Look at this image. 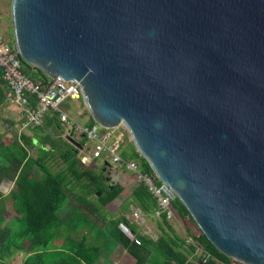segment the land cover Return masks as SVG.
<instances>
[{
    "label": "water",
    "instance_id": "water-1",
    "mask_svg": "<svg viewBox=\"0 0 264 264\" xmlns=\"http://www.w3.org/2000/svg\"><path fill=\"white\" fill-rule=\"evenodd\" d=\"M11 18L24 63L78 82L220 252L264 264V0H11Z\"/></svg>",
    "mask_w": 264,
    "mask_h": 264
},
{
    "label": "trees",
    "instance_id": "trees-1",
    "mask_svg": "<svg viewBox=\"0 0 264 264\" xmlns=\"http://www.w3.org/2000/svg\"><path fill=\"white\" fill-rule=\"evenodd\" d=\"M21 71L32 80L41 84H45L49 79L41 69L24 62H22ZM0 81H2L4 91H6L7 87L2 79L1 70ZM5 95L7 98L6 92ZM0 96L3 98V90L1 88ZM30 103L31 105L35 103L32 97L30 98ZM84 111L88 113L86 108H84ZM88 116L89 120L86 123L91 124L93 119L90 115ZM50 122L53 125L60 126L56 113H53ZM85 140V137L80 139L81 146ZM63 144L64 150L60 155L61 160L65 164L63 169L53 171L47 166L45 161L32 160L27 157L25 152L16 160L13 168L14 172L17 173L14 210L19 214L20 224L18 232L20 247L17 248L26 252L21 264H101L99 262L101 245L98 239L90 241L87 238L69 240L65 238L58 244H54V241L63 237L67 230L70 233H77L79 230L86 228L90 215L97 217L94 210L88 205L91 202L85 197L78 201L79 204L83 205L87 213L86 215L78 210L87 218V221L83 224H77L72 219L73 213L78 209L77 207L67 210L63 218L61 212L64 209V204L71 196L69 194L77 187L79 188V185L85 180L88 181V186L92 193L97 194V191L100 192L96 199L102 206H106L114 200L119 194L120 188L116 184L110 188L103 172L98 173L92 169L83 168V164L80 163L77 155L79 146L67 140H63ZM132 157L139 159L142 173H152L149 164L136 149L133 150ZM33 166L41 170V177L34 178L30 175ZM119 166L123 169L125 168L123 163H120ZM68 175L77 180L76 185L71 184L70 186L68 184L71 183L65 180ZM130 205L138 207L141 212L148 215L153 214L157 208L155 198L143 181H138L132 190L129 207ZM172 206L180 218L185 215L191 218L187 209L177 197L172 201ZM191 220L194 222L192 218ZM121 221L130 226L139 243L131 240L119 229L118 223ZM156 225L160 232L156 239L144 233H136L134 224L128 222L127 210L122 209L111 226L114 245H121L129 252L134 258L133 264H196L197 261H202L203 264H244L220 252L199 228L198 234L188 230L186 235H178L169 224L165 212L159 215ZM3 237V232H0L1 241ZM3 247H0V252H2ZM51 248H60L59 250L64 255L59 259L47 261L44 252L52 250ZM108 252H111V250H108ZM0 264H8L3 256L0 257Z\"/></svg>",
    "mask_w": 264,
    "mask_h": 264
},
{
    "label": "built area",
    "instance_id": "built-area-1",
    "mask_svg": "<svg viewBox=\"0 0 264 264\" xmlns=\"http://www.w3.org/2000/svg\"><path fill=\"white\" fill-rule=\"evenodd\" d=\"M22 62L15 43L8 42L0 35L1 76L8 90V98L24 112L25 124L40 126L48 111L56 113L60 124L65 128V132L73 127L77 135L83 134L91 143V158L108 160L112 166H119L120 163H123L125 169L131 172L138 181H143L147 185L155 198L157 208L154 214L159 216L165 212L167 218L172 217L174 214L172 201L176 196L169 186L161 182L153 171L152 173H142L136 160L132 158L123 159L119 154V143L122 140L121 136H123L119 129H127L123 125L103 128L94 120L91 124L78 123L61 105L67 101L82 99L80 84L59 76L49 78L45 84H41L21 71ZM31 97L35 102L34 105L30 103ZM77 113L82 115L83 111L78 110ZM132 216L135 219L139 218L140 211L133 210ZM118 227L127 237L139 243L138 238L127 223L121 221L118 223Z\"/></svg>",
    "mask_w": 264,
    "mask_h": 264
},
{
    "label": "rangeland",
    "instance_id": "rangeland-1",
    "mask_svg": "<svg viewBox=\"0 0 264 264\" xmlns=\"http://www.w3.org/2000/svg\"><path fill=\"white\" fill-rule=\"evenodd\" d=\"M0 35L8 42H12L14 40L13 39V28H12V18H11V0H0ZM61 106L64 107L68 111V113H70L71 116H73L74 119L78 123H84L86 117L90 115L89 112L85 113L84 111L85 105L82 99H75V100L67 101L65 103H62ZM78 110H82L83 114L82 115L78 114L77 113ZM52 115H53L52 111H48L46 113V116L42 124H44L46 120L50 121V118ZM54 130L57 131V129H54ZM119 130L123 133V136H121L122 140L119 143L120 145L118 149L119 154L124 159L132 158L136 160L138 167L140 168L139 159L137 157H132L133 150L135 149V147L131 141L129 132L127 130H122V128H120ZM90 145L91 143L88 142V140L86 139L82 145L83 148L78 153L80 157L79 159L81 163L83 164L82 166L83 168H86V169H92L94 172L104 173V171L102 170L103 168L102 158H95L92 160L90 159L89 161L83 159L89 155L90 150L88 149V147H90ZM47 165L50 169L52 168L53 171H58V169H60L58 164L56 163L55 164L53 163L51 167L49 164ZM119 168H120L119 172L115 170H111L110 172V178H111L110 184L111 185L116 184V186L120 188V192L114 200H112L110 203L107 204L108 207L102 206L100 204V202L96 199V196H99L100 193L99 194L92 193V191L90 190L88 186L89 184L88 181L85 180L79 185V188L77 187V189H75L74 191L71 192V194H69L71 195L69 197L71 198L73 202L71 204L69 203L70 201H66L64 205L69 208H65L61 212L62 215H65L67 213V210L73 209L77 205L76 207L78 209L76 212L73 213L72 219L77 224H83L87 221V218L86 216L81 214L80 211H82L86 215L87 213L83 205L79 204L78 201L81 200L83 197L89 200L91 204H88V205H90V207L94 210V213L98 218L95 216L94 217L97 219V221L103 224L102 227L97 229V234L95 235L101 245V252H108V250H111V252H113V250L116 248V245H114V241H113V233H111V230H112L111 226L118 217L117 215L118 210L119 212L122 211V209L129 210L130 195H131L132 190L138 183V180L135 178V176H131L128 173H126V171L129 172L128 170H126L125 168L123 169L120 166ZM65 180L71 182V183H68L70 184V186L71 184L73 185L77 184V180L73 177H70L69 175L68 177L65 178ZM144 215H145V218L147 219V221H145V224L149 228H151V231H149L147 227L141 222H140L141 226L134 225V231L137 233L142 227V231H145L143 232L144 234H147V235L152 234L153 238L157 237V235H159L160 232L156 228L155 224L157 220H159V216L155 215L154 213L149 214V215L148 214H144ZM168 222L171 224L173 230L180 236L186 235V231L188 230L195 234L199 233V229L196 223L193 222L188 215H185L184 217L180 218L176 210H174L173 216L168 218ZM88 224H89V221L87 222L86 226H88ZM19 227H20V224L15 223L7 233L3 232L4 237L2 241L0 240L1 241L0 247L6 246V252H0V255L6 259L8 264H21L25 256L24 250L17 248V247H20V237L18 233L20 230ZM90 228L91 230H93L96 227L94 225H91ZM65 238L67 240L79 239L77 235H75L74 233H70L67 230L63 237L56 239L54 241V244H58L60 239L63 240ZM51 249L52 250L50 251L44 252L45 259L47 261L59 259L61 256L64 255V253L59 250L60 248L59 249L51 248ZM3 250L5 249H2V251ZM116 252H124V251H122V249L119 248ZM8 254H12L11 257L14 258L13 261L11 260V257H9ZM196 264H203V263L202 261H197Z\"/></svg>",
    "mask_w": 264,
    "mask_h": 264
},
{
    "label": "crops",
    "instance_id": "crops-1",
    "mask_svg": "<svg viewBox=\"0 0 264 264\" xmlns=\"http://www.w3.org/2000/svg\"><path fill=\"white\" fill-rule=\"evenodd\" d=\"M0 88L3 90V98L0 96V99H2L0 102V232L7 233L15 223H19V214L14 210V199L17 191L15 185L17 173L14 172L13 168L15 167L16 160L25 152L27 157L32 160H43L46 164H49L50 167L53 163H56L60 169H63L65 164L61 160L60 155L64 150L63 140L67 139L64 136L65 128L61 124L60 126L53 125L48 120L40 126L25 124L24 112L20 107L12 103L8 97L6 98L5 92L8 95V90L4 91L2 81H0ZM88 120L89 116L86 117L85 122ZM54 129H57V131ZM75 137L80 141V135L76 134ZM82 148V146L79 147L78 153ZM88 149L90 150V147H88ZM83 159L89 161L90 159L92 160L95 158H91L89 151V155ZM119 169L118 165L111 167V170L117 172L120 171ZM126 173L134 176L131 172L126 171ZM30 175L34 178H39L42 176V172L37 167L33 166ZM67 201H70L69 203L71 204L73 202L70 197ZM105 207H108V205ZM65 208L69 207L65 206L64 209ZM133 210L140 211L139 218L135 219L132 216ZM117 212V215H119V210ZM64 216L62 215V218ZM127 218L129 223L139 226L141 222L149 231H151V228L145 224L147 219L145 218L144 213L141 212L138 207L130 205L129 210H127ZM88 221L89 224L86 228L79 230L74 234L77 235L79 239L87 238L88 240L93 241L97 239L95 236L97 234V229L102 227L103 224L97 221L92 215L89 216ZM91 225H94L96 228L91 230ZM155 226L158 229L156 224ZM143 232L145 231H142L141 227L137 233L142 234ZM150 236L153 238L152 234ZM157 237L153 239H156ZM60 241L61 239L59 242ZM119 248L124 252H116ZM3 249L5 250L2 252H6V246ZM24 254L26 255V252H24ZM99 254V262L101 264H133L134 262L132 255L121 247V245H117L113 252H99ZM11 255H9V257H11ZM11 260L13 261L14 258L11 257Z\"/></svg>",
    "mask_w": 264,
    "mask_h": 264
}]
</instances>
